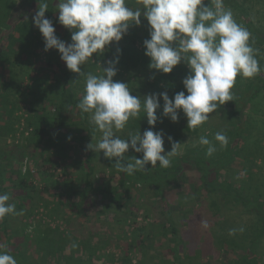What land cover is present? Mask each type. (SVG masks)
<instances>
[{
    "label": "rangeland",
    "instance_id": "rangeland-1",
    "mask_svg": "<svg viewBox=\"0 0 264 264\" xmlns=\"http://www.w3.org/2000/svg\"><path fill=\"white\" fill-rule=\"evenodd\" d=\"M50 1L53 4L58 2ZM236 1L246 10V18L233 7L231 1L224 0V4L232 10L236 22L251 33L249 43L259 50L256 59L262 73L264 0ZM39 3L35 0H19V3L0 0V152H6L11 158L12 150V155L18 156L7 159L11 166L10 170L6 169L5 175L6 178L9 173L14 175L12 171L34 174V159H46V150L58 148L61 154L52 166L55 177L59 181L65 176L73 179L72 186L79 190L85 188L90 195L85 197V202L81 201L83 208H79L78 195H61L60 184L53 186L50 182L43 185L34 174L36 189L31 195L37 204H26L25 207L32 213L25 221L20 219V215L10 214L7 222L10 230L17 234L23 232L29 237L21 249V256L32 264H65L75 260H80V264H235L239 261V249L243 245L248 246L252 238L249 233L254 232L256 224L251 216L237 212L217 218L215 204L199 188L200 183L195 178L198 172L187 164L183 165L180 176L158 189L136 182L122 185L123 174L117 171L115 159L109 160L103 156V152L90 150L91 173L87 179L92 187H85L83 175L87 167L84 158L88 153L81 146L79 137H85L87 129L81 122L80 110L66 103L56 110L54 101L40 100L34 95L39 89L58 94L66 79L63 96L77 101L83 95L85 84V77H79L78 73L68 70L65 75L66 65L60 59L58 50L44 51V38L32 21ZM127 6L136 8L139 5L135 0H127ZM45 16L53 21L56 35L71 42L70 38L65 37L63 26L57 22L58 12L49 13L48 10ZM141 19V25L130 26L121 41L113 42L103 55L94 53L93 60L81 65V70L101 74V66L107 67L106 61L117 55L116 49L125 47L131 53L121 51L118 72L113 80L128 83L132 95L143 99L147 94L166 91L172 98L182 90L186 93L182 80L189 69L183 61L167 74L149 69L150 58L145 56L143 45V41L150 38L148 23L145 18ZM247 20H250L252 30L247 27ZM255 78L238 75L232 89L234 100L211 113L209 120L197 129L187 128V119L181 111L178 122L162 118L163 122L158 121L154 130L163 129L166 134V152L171 150L167 136L180 142L176 155L170 157L171 161L190 150L205 154L207 146L200 145L198 140L201 136H207L217 148L211 157L206 156L207 159L214 163L225 160L224 167L217 173L219 180H228L233 186L242 188V192L248 193V196H261L264 200V87L256 97H250V84ZM160 103L158 116L162 113V98ZM61 112L65 116H61ZM46 113L60 115L62 123L59 126L46 123L45 126L52 128L47 132L49 138L36 139L33 120ZM143 115L141 113L140 118L130 119L126 128L117 135L122 139L138 131L142 135L150 127ZM85 118L89 120L88 114H85ZM93 130L94 135L84 145L95 144L100 138L101 133L95 127ZM217 132L226 135L228 143L225 147L215 141ZM229 151L234 154L227 160L224 154ZM126 156L131 160L133 156L142 157V153H135L130 148ZM147 167L151 168V165ZM9 183L7 181L6 185ZM113 189L120 194L118 202L113 199ZM11 194L15 192L12 190ZM38 197H41L39 201ZM9 203L14 204L12 201ZM78 209L85 213L81 221L75 218ZM22 211L16 209V212ZM168 216L176 224L175 234L168 229L162 230L161 224ZM202 220L208 222L209 228L201 227ZM139 226L145 227V232L154 230V235L144 241V245L140 244L144 234L136 237L132 231ZM241 226L243 232L229 235V229ZM54 229L63 235L60 237L55 231L50 232ZM174 235L178 241L172 239ZM50 246L53 248L50 249ZM248 258L249 261L244 264H264V236L258 241L253 256Z\"/></svg>",
    "mask_w": 264,
    "mask_h": 264
},
{
    "label": "clouds",
    "instance_id": "clouds-1",
    "mask_svg": "<svg viewBox=\"0 0 264 264\" xmlns=\"http://www.w3.org/2000/svg\"><path fill=\"white\" fill-rule=\"evenodd\" d=\"M19 3V0H15ZM136 8L127 6V0H58L55 2L57 22L71 32V42L56 35L53 21L46 18L47 0H41L32 16L34 25L44 38V51L58 50L66 68L79 77H85L84 92L77 107L88 114L89 123L101 133L95 144L86 148L101 153L109 160L115 159L117 171L133 175L146 171V166L168 168L170 157L176 155L180 142L167 136L171 150L165 151L163 129L154 130L158 121L169 118L178 122L182 111L187 128L195 130L210 118V114L228 101L234 100L232 91L237 76L253 78L260 73L256 59L258 49L249 43L251 33L239 25L224 0H135ZM148 23L150 38L143 41L145 56L150 58L149 69L171 73L182 61L189 72L183 78L184 90L170 98L166 91L147 94L141 99L131 94L128 83L114 81L117 75L119 54L117 48L112 59L106 61L101 74L85 73L81 65L93 60V54L103 55L113 42L118 43L128 33L130 26H139L141 18ZM27 19V17L25 18ZM163 108L160 116L157 110ZM146 116L150 126L141 135L129 133L122 139L117 133L124 130L130 119ZM70 140L71 137H68ZM215 141L225 147L228 139L217 132ZM198 143L207 146L205 155L211 157L217 151L207 136ZM142 153L131 161L129 149ZM8 194H0V220L6 216L20 215L15 204L9 203ZM203 229L209 228L201 221ZM243 232L244 228L229 229V235ZM0 243V264H17L10 249Z\"/></svg>",
    "mask_w": 264,
    "mask_h": 264
},
{
    "label": "trees",
    "instance_id": "trees-1",
    "mask_svg": "<svg viewBox=\"0 0 264 264\" xmlns=\"http://www.w3.org/2000/svg\"><path fill=\"white\" fill-rule=\"evenodd\" d=\"M26 1V0H24ZM31 1V0H28ZM36 2H41V0H35ZM231 1L233 7L237 9L242 17L246 18V10L243 9L236 0H229ZM48 2V10L50 12H56V6L53 4L50 0H47ZM246 25L249 29L252 30V25L250 20L245 21ZM63 32L65 37L68 39H71V32L66 29L63 26ZM255 36H258V33L254 32ZM254 36V37H255ZM121 50L129 51L131 53L130 49H127L125 47L121 48ZM262 66L264 67V63H262ZM68 69L66 68L65 75L67 74ZM66 85L67 80L65 79L64 82L61 85L60 92L58 94L53 93L52 91L48 90L45 91L44 89H39V92H35L34 95L38 96L40 100H48L50 102H53L56 110L60 109V105L67 104L71 107L77 106L79 100L81 97L77 99V101H72L70 99H65L63 94L66 91ZM251 85V96L256 97L258 93L261 91V88L264 87V72L259 73L254 81H252ZM249 100H247L248 102ZM81 113V111H80ZM47 115V116H46ZM61 116L63 113L61 112ZM60 115H54V114H43L40 117L38 116L36 119L33 120L34 124V133L36 139H42L43 137L49 138L48 131H52V128H49V126H45V124L51 122L54 126H59L62 123L63 118ZM81 122L84 124V126L87 129V135L83 137L82 135L79 137L81 142V146L85 148V151L88 153L85 154L84 162L87 167V170L85 171L84 176V183L85 187H92V185L88 182L87 177L91 173V167H89L90 160L92 159V155L90 154V150L86 148L87 145H84V142H88L91 137L94 135L93 133V125L89 123V120H86L85 114L81 113ZM247 123V121H245ZM237 138L238 135L236 134ZM59 141V140H57ZM235 148V147H234ZM46 159H43L42 157L35 158V171L33 172L36 174L39 178V182L43 185L46 183H53V186H56V184H60L62 186V193L61 195L65 194L67 197L71 196L72 193L79 196V208H83L81 206V201L85 199V197H88L90 194H87L88 190H84L85 188L79 190L76 189L74 186H72L73 179L68 178L65 176L64 178H61L59 181V178L55 177V172L52 171V166L55 164L54 160L60 157L61 152L57 149L54 151L46 150ZM50 151V152H49ZM21 153V152H19ZM2 154V155H1ZM11 158L16 157L17 154L12 155V150L10 151ZM233 153L226 152L224 155L227 158V160L231 159L233 157ZM18 157V156H17ZM16 157V158H17ZM53 157V159H51ZM55 157V159H54ZM9 155H6V152H0V194H8L10 197L9 201L14 202L15 208L18 211L23 210L22 214H20V219L24 220L32 213V210L25 209L26 204L35 205L36 202L33 201V196L31 195L33 191H35L36 186L33 182V176L34 174H22L20 171L14 172L15 174L12 175L9 173L8 177L6 178L5 171L6 169H9L11 164L8 162L7 159H11ZM131 161V160H129ZM224 159L218 160L217 162L210 161L207 159L206 155L198 150H190L187 152V154H184L182 156H176L171 161V166L168 168H161L156 167L154 169L146 166V171H136L133 175H127L125 173L120 172V174H123V177L121 178V184L124 185L125 183H142L147 186H152L153 189H158L161 186L169 185L174 179L180 176L181 173H183V165L187 164L191 169L198 172V176L195 178L199 181V188L201 191H203L215 204L218 214H215L216 217L224 218L227 214L230 212H237L239 215H249L252 217V221L256 224L254 227V232H250L249 234L252 236L250 239V242L248 243V246L240 247V255L241 258L239 261H237L235 264H244L249 261V256H253L255 253V250L258 248V241L264 236V200L261 199L258 196H248V193H243L242 188L239 189L232 185L231 182L228 180H219L217 173L219 172V169L223 166L224 167ZM10 170V169H9ZM7 179V180H6ZM9 181V185H6V182ZM19 191H18V190ZM71 189V191H69ZM12 190L15 192V194H11ZM116 189H113L115 191ZM73 194V195H74ZM259 194V193H258ZM58 195V194H55ZM54 195V196H55ZM86 195V196H85ZM41 197H38V201ZM113 199L115 202H118L120 200V194L115 191L113 194ZM85 202V201H83ZM78 214H76L75 218L81 221V217L84 218L85 213L81 212L80 209H78ZM9 216H6L3 220H0V243H4L8 246V249H10L9 254L14 256L17 260V264H32L28 261H26L21 255L22 253V247L26 243L27 240H29V237L27 234H24L21 232L20 234H17L15 231L10 230V226L7 224L9 220ZM166 223H168L166 225ZM79 225H82V222H79ZM161 227L163 228V231H166V229L170 230L172 234H175L177 232V227L175 222L170 218V216L166 217L165 222L161 224ZM23 230V228H22ZM55 231L60 237L63 235V233L58 232L56 229L50 230ZM133 234L140 235L141 233L144 234L143 238L140 240V244L144 245V241H146L149 237L154 235V230H150L149 232H145L146 228L139 226L135 227L133 230ZM174 241H178L177 236L174 235L172 237ZM50 249L53 247L50 246ZM5 249V250H8ZM65 264H80V260H75L74 262H69Z\"/></svg>",
    "mask_w": 264,
    "mask_h": 264
}]
</instances>
